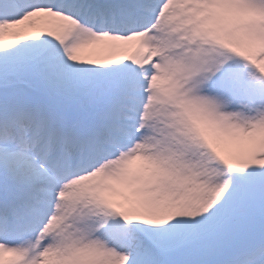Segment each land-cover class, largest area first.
I'll return each mask as SVG.
<instances>
[{
    "label": "snow or ice",
    "instance_id": "6c2138e0",
    "mask_svg": "<svg viewBox=\"0 0 264 264\" xmlns=\"http://www.w3.org/2000/svg\"><path fill=\"white\" fill-rule=\"evenodd\" d=\"M0 264H264V0H0Z\"/></svg>",
    "mask_w": 264,
    "mask_h": 264
}]
</instances>
